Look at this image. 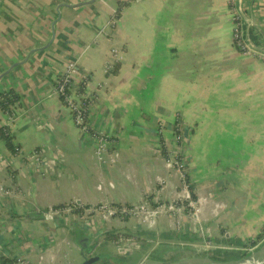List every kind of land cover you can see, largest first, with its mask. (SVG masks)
Instances as JSON below:
<instances>
[{
	"label": "crops",
	"instance_id": "crops-1",
	"mask_svg": "<svg viewBox=\"0 0 264 264\" xmlns=\"http://www.w3.org/2000/svg\"><path fill=\"white\" fill-rule=\"evenodd\" d=\"M246 1L264 37V0ZM228 8V0H0V90L22 96L14 121L0 109L20 147L0 138L2 254L28 264L236 261L245 254L238 240L264 238V62L235 46ZM117 43L121 61L106 71ZM70 65L96 134L74 123L55 90ZM97 134L117 161L105 163ZM161 139L181 167L167 163ZM103 200L171 201L176 210L146 221L44 215ZM110 232L120 237L106 241ZM263 243L247 246L255 261Z\"/></svg>",
	"mask_w": 264,
	"mask_h": 264
},
{
	"label": "built area",
	"instance_id": "built-area-1",
	"mask_svg": "<svg viewBox=\"0 0 264 264\" xmlns=\"http://www.w3.org/2000/svg\"><path fill=\"white\" fill-rule=\"evenodd\" d=\"M228 11L229 16L233 21L234 25V41L235 46L238 50L248 56L256 57L264 62V37L262 35L256 34V29L253 26L255 19V12L253 7V2H247L246 0H228ZM111 56L109 58V63L106 65V71L115 70L117 64L121 61L122 46L121 44H115L111 50ZM67 66L62 72L61 77L55 85V90L59 96L64 100L67 107L71 110L74 123L84 130L85 133H94L90 129L88 122V113L90 107V99L86 94H76L72 88V73L74 69ZM9 121H14V117L9 115ZM162 126L160 130L162 131ZM98 140L100 142L97 147V152L101 154L104 158L105 163H113L118 160L119 153L115 151H110L108 146V138L104 135L97 134ZM180 135L176 136V139L180 140ZM179 154L168 150V155L166 157L167 162L175 167H180L181 161L177 158ZM185 178V173H183ZM186 183L187 180L184 179ZM191 196V194H190ZM190 205L195 204L194 199H190ZM77 203L71 202L66 203L62 207L50 208L45 210L44 215L47 218H51L59 213H71L76 212L80 218L84 219L92 214L98 213L102 218L110 220L117 218L119 220H124L128 218H138L140 221L151 220L154 215L164 211H175L174 202L158 204L157 206L151 205L148 201H142L139 203H124V202H114L103 200L98 203H91L88 205H83L81 210H76ZM253 248L251 247V250ZM264 256V254L262 255ZM19 264H28L24 260H18ZM251 264H264L263 259L258 262L252 260ZM250 264V263H243Z\"/></svg>",
	"mask_w": 264,
	"mask_h": 264
},
{
	"label": "trees",
	"instance_id": "trees-1",
	"mask_svg": "<svg viewBox=\"0 0 264 264\" xmlns=\"http://www.w3.org/2000/svg\"><path fill=\"white\" fill-rule=\"evenodd\" d=\"M122 5H124V3H120L118 8H117V12L116 15L119 16L120 14V9L122 8ZM256 34L261 35L260 32L256 31ZM61 77V76H60ZM59 77V78H60ZM79 88L81 90H83L85 88V81L81 82L79 84ZM21 95L16 92L14 89H6V90H0V109L4 112V113H8L10 115H15V109L18 108V106L20 105V101H21ZM178 127V126H177ZM91 131H94L91 127H90ZM176 134L180 135V130L178 128H176ZM176 135V136H177ZM0 138L2 140H4L6 142V145L8 146V148L14 152L17 153L19 151V146L18 144H15L14 142V135H13V131L11 129V125L10 124H4L2 126H0ZM161 144H162V148H161V152L162 154H164L165 157H167L168 155V148L165 146L163 139H161ZM178 159H180V156H177ZM181 167V165H180ZM184 170V173L186 172V168H182ZM188 183H189V187H190V192H191V198L192 199H196L197 195L195 193V189H194V185L190 182V179L187 175V173H185V178ZM64 204H60L54 208H59L62 207ZM83 205H88V204H83ZM80 204H77V212L78 210L82 209V206ZM154 206H157L156 203H153ZM123 236H125V234H122ZM263 235H259L256 239L254 240H250L248 243L245 241H239L238 243L241 246H255L258 245V243L261 241ZM120 237V235L115 234L113 232L107 233L105 236V240L106 241H113V240H117ZM226 260V259H223ZM104 262H114V264H123L125 261H127L125 258L122 257H111V256H107L104 260ZM0 264H19L18 259L17 258H10L4 254H2L0 252Z\"/></svg>",
	"mask_w": 264,
	"mask_h": 264
},
{
	"label": "water",
	"instance_id": "water-1",
	"mask_svg": "<svg viewBox=\"0 0 264 264\" xmlns=\"http://www.w3.org/2000/svg\"><path fill=\"white\" fill-rule=\"evenodd\" d=\"M253 26L255 27V29L261 33L262 31V27L260 26V24H258V22H254ZM4 75V74H3ZM1 75L0 78L3 76ZM264 239V238H263ZM258 243L257 247H259L262 242V240ZM87 244H83V248H86ZM177 248V247H174ZM256 250L250 251L249 254H247L245 252V254L242 256V258L238 259V260H232V261H228V260H213L211 258L208 257H200V258H186V259H178L175 261H167V262H159L157 260H154L152 258L146 260L143 264H197V263H203L205 264L207 261L212 262L210 264H242V263H253L252 260H254V256L256 255L255 253ZM262 252V255L264 254V243L262 244L261 248H260V253ZM98 260V256H92L90 258H85L84 261L81 264H93ZM195 261L196 263L193 262H189V261Z\"/></svg>",
	"mask_w": 264,
	"mask_h": 264
},
{
	"label": "rangeland",
	"instance_id": "rangeland-1",
	"mask_svg": "<svg viewBox=\"0 0 264 264\" xmlns=\"http://www.w3.org/2000/svg\"><path fill=\"white\" fill-rule=\"evenodd\" d=\"M168 163V162H167ZM169 164V163H168ZM170 165V164H169ZM171 166H173V165H171ZM183 176V175H182ZM171 202V201H170ZM170 202H168V203H170ZM195 205V204H194ZM175 210H176V208H175ZM161 213V212H160ZM254 249H252L251 251H253ZM175 260H178V259H175ZM175 260H173V261H175ZM254 261H255V257H254ZM259 261V256H258V258H257V260L255 261V262H258ZM210 263H212V262H209V261H207L205 264H210ZM170 264V263H169Z\"/></svg>",
	"mask_w": 264,
	"mask_h": 264
},
{
	"label": "flooded vegetation",
	"instance_id": "flooded-vegetation-1",
	"mask_svg": "<svg viewBox=\"0 0 264 264\" xmlns=\"http://www.w3.org/2000/svg\"><path fill=\"white\" fill-rule=\"evenodd\" d=\"M242 249H243V251L246 252V253H248V252L250 253V251H251V250H250L248 247H246V246H243ZM242 264H243V263H242Z\"/></svg>",
	"mask_w": 264,
	"mask_h": 264
},
{
	"label": "bare ground",
	"instance_id": "bare-ground-1",
	"mask_svg": "<svg viewBox=\"0 0 264 264\" xmlns=\"http://www.w3.org/2000/svg\"><path fill=\"white\" fill-rule=\"evenodd\" d=\"M261 254H262V252H261ZM189 262H193V263H196L195 261H191V260H190ZM197 264H203V263H197Z\"/></svg>",
	"mask_w": 264,
	"mask_h": 264
}]
</instances>
